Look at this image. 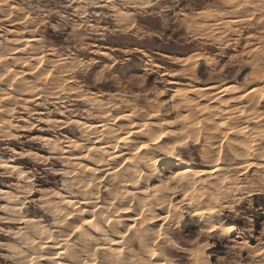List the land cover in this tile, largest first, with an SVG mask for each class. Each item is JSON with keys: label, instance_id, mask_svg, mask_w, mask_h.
Returning a JSON list of instances; mask_svg holds the SVG:
<instances>
[{"label": "rangeland", "instance_id": "1", "mask_svg": "<svg viewBox=\"0 0 264 264\" xmlns=\"http://www.w3.org/2000/svg\"><path fill=\"white\" fill-rule=\"evenodd\" d=\"M205 11L207 18L200 15ZM190 56L200 57L201 63ZM9 67L24 73L7 75L4 68ZM261 73L264 0H0V157L20 165L27 176L5 169L0 161V264H23L20 254L3 244L22 252L28 249L11 235L24 223L8 220L9 214L2 212L6 202H12L3 192H18L24 216L49 219L42 199L68 191L65 182L81 174L42 139L64 146L65 137L84 138L85 133L70 125L74 118L98 123L104 113L119 107L171 108L178 101L174 91L184 92V86L234 87L244 84L249 74L259 84L264 82ZM19 78H26L28 84H19ZM18 93L28 103L15 98ZM258 104L244 106L246 115H254L245 116L251 139L257 124L253 118L264 115ZM204 140L199 134L183 146L187 158L201 162ZM218 140L212 148L213 160L219 148L221 156L226 155L224 140ZM216 164L224 165L223 158ZM238 172L222 183L226 188L219 184L215 192L219 225L233 227L232 237L213 234L209 241L215 247L204 253L205 249L199 250L206 242L201 221L180 212V223L167 225L174 239L166 243L191 251L180 253L175 264H193V259L205 260L206 254L212 264L252 263L250 246L264 249V175Z\"/></svg>", "mask_w": 264, "mask_h": 264}, {"label": "bare ground", "instance_id": "2", "mask_svg": "<svg viewBox=\"0 0 264 264\" xmlns=\"http://www.w3.org/2000/svg\"><path fill=\"white\" fill-rule=\"evenodd\" d=\"M200 15L207 18L208 14L205 11ZM4 69L11 76L24 73L21 69ZM246 77L244 84L234 87L186 84L184 92L174 91L178 101L171 108L166 105L160 109L119 107L110 110L112 113L101 114L98 123L74 118L70 125L85 133L84 138L65 137L64 146L56 140L42 139L48 148L58 149L66 162L75 165L81 174L65 182L68 191L54 192L51 198L42 199L49 219L24 216L20 212L18 192L15 195L3 192L12 202H6L2 212L9 214L8 220L24 223L23 229L11 235L21 239L28 249L22 252L9 243L3 246L20 254L23 264H175L180 253L189 251L184 247L174 249L166 243L174 239L167 225L180 223L177 221L180 212L185 218L201 221L206 235L200 239L206 238V242L199 250L205 249L204 253L215 247L209 241L214 236L231 238L233 227L219 225L215 193L218 185L223 186L237 171L264 175V115L253 118L257 124L252 122L256 125L252 139L249 118L245 117H254L245 112L251 103H261L258 105L264 112V82L258 84L254 74ZM26 80L19 78L18 82L26 85L29 81ZM2 82L5 84L6 80ZM175 83L177 87L183 86ZM22 94L15 98L26 101ZM161 110L163 113L159 114ZM199 134L205 138L206 151L200 163L192 156L187 158L183 149ZM219 135L225 142L226 155L222 157L219 148L213 160L212 148ZM220 158L224 165L216 164ZM0 161L5 169L27 178L20 165L2 157ZM158 182L162 185L153 188ZM183 206L187 210H182ZM213 234L216 235L212 237ZM179 245L184 246L182 241ZM258 245L249 248L255 262L242 260L239 264H264V249H257ZM206 256L203 258L206 261L193 259V264H212L210 255Z\"/></svg>", "mask_w": 264, "mask_h": 264}]
</instances>
